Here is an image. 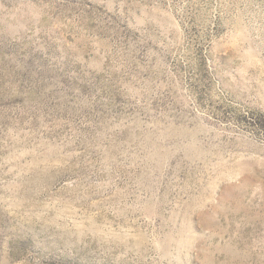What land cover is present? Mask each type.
Returning a JSON list of instances; mask_svg holds the SVG:
<instances>
[{"label": "rangeland", "instance_id": "1", "mask_svg": "<svg viewBox=\"0 0 264 264\" xmlns=\"http://www.w3.org/2000/svg\"><path fill=\"white\" fill-rule=\"evenodd\" d=\"M0 264H264V0H0Z\"/></svg>", "mask_w": 264, "mask_h": 264}]
</instances>
